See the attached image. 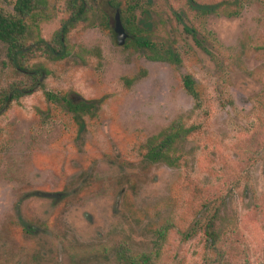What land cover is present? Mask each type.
Here are the masks:
<instances>
[{"label":"rangeland","instance_id":"374dc122","mask_svg":"<svg viewBox=\"0 0 264 264\" xmlns=\"http://www.w3.org/2000/svg\"><path fill=\"white\" fill-rule=\"evenodd\" d=\"M48 1L52 17L39 32L50 41L68 16V0ZM143 2L158 37L181 53L180 65L126 48L127 31L121 46L114 26L81 23L69 35L68 58L33 60L47 71L43 88L0 116V264H119L118 245L149 252L163 227L158 264H200L212 226L235 237L239 229V264H262L264 0H245L234 18L195 17L187 0ZM0 7L13 12L10 0ZM175 13L197 28L205 49ZM5 54L0 43V87L15 78ZM185 75L196 80L199 106ZM46 92L100 108L80 131ZM178 118L196 128L183 146L186 165L146 162V141Z\"/></svg>","mask_w":264,"mask_h":264},{"label":"trees","instance_id":"16d2710c","mask_svg":"<svg viewBox=\"0 0 264 264\" xmlns=\"http://www.w3.org/2000/svg\"><path fill=\"white\" fill-rule=\"evenodd\" d=\"M13 12H6L0 7V43L6 47L3 65L12 68L15 78L4 87H0V116L13 101L20 100L43 88L42 80L46 69L32 65L39 55L48 60L61 61L69 57L68 39L70 33L81 23L98 25L110 30L115 26L119 15L126 31L130 34L126 48L145 55L150 61L180 65L182 55L177 51L174 42L160 38L156 34V24L151 20L152 12L143 0H131L125 5L120 0H109L105 6L100 0H68L66 11L68 16L62 21L61 27L50 41L40 35V23L52 17L48 0H10ZM245 0H220L216 2H199L187 0L189 11L195 17H227L241 15ZM177 21L184 26L196 44L205 49L197 28L186 23L184 13H175ZM183 84L187 93L194 98L196 106L200 105V93L193 76L185 75ZM47 99L64 106L78 124L80 131L86 127L85 117L93 115L99 108L95 100H75L69 95L45 93ZM264 108V98L261 100ZM196 130L187 127L181 118L175 119L171 125L159 134L149 138L143 146L144 159L151 164H165L170 167L186 165L184 144ZM206 207L209 205H205ZM263 213V212H262ZM261 213V214H262ZM249 219V223L253 222ZM249 225V224H248ZM247 226V224H246ZM168 227L158 231L149 252L135 253L126 244L121 243L115 248L116 261L119 264H158L167 239ZM34 233V232H33ZM206 246L209 254L200 264H239L243 256L239 246L241 234H221L214 226L207 231ZM235 238V239H234ZM246 257L248 254L246 253ZM264 264V255L261 257Z\"/></svg>","mask_w":264,"mask_h":264},{"label":"water","instance_id":"95a60500","mask_svg":"<svg viewBox=\"0 0 264 264\" xmlns=\"http://www.w3.org/2000/svg\"><path fill=\"white\" fill-rule=\"evenodd\" d=\"M113 33L116 36L119 45H124L128 35L126 34V29L119 15L116 16V22L113 29Z\"/></svg>","mask_w":264,"mask_h":264}]
</instances>
